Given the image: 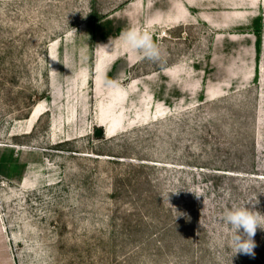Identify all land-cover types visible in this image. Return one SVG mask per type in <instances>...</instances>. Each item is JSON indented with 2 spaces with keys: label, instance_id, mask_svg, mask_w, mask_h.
Masks as SVG:
<instances>
[{
  "label": "rangeland",
  "instance_id": "374dc122",
  "mask_svg": "<svg viewBox=\"0 0 264 264\" xmlns=\"http://www.w3.org/2000/svg\"><path fill=\"white\" fill-rule=\"evenodd\" d=\"M9 154L33 182L0 177L17 264H264V230L233 256L221 219L264 214V0H0Z\"/></svg>",
  "mask_w": 264,
  "mask_h": 264
},
{
  "label": "clouds",
  "instance_id": "9594fccd",
  "mask_svg": "<svg viewBox=\"0 0 264 264\" xmlns=\"http://www.w3.org/2000/svg\"><path fill=\"white\" fill-rule=\"evenodd\" d=\"M75 30V29H74ZM120 40L123 46L134 53H138L141 58L159 62L162 57L161 49L156 44L148 30H140L131 27L123 31L120 35ZM111 44L104 45L107 47ZM114 81H106L107 86L114 85ZM258 203L249 201L244 205H236L226 208L222 212V222L225 223L230 230V248L233 256L237 254H244L254 256V249L256 243L254 237L257 229L264 230V214L254 210V205ZM253 205L249 207L248 205ZM232 256V257H233Z\"/></svg>",
  "mask_w": 264,
  "mask_h": 264
},
{
  "label": "crops",
  "instance_id": "0c3cea01",
  "mask_svg": "<svg viewBox=\"0 0 264 264\" xmlns=\"http://www.w3.org/2000/svg\"><path fill=\"white\" fill-rule=\"evenodd\" d=\"M40 107L42 109L41 104ZM19 156H20L19 154H9V155H4V157H0V177L5 180L18 181L21 187L23 189H26L32 187V183H33L32 179H30L31 177L28 178V176L26 175V172H22V174L10 175L3 168L4 167L3 164L7 162L9 164L11 162L20 163V164L23 163L22 159ZM12 239L13 237L10 236L9 233L4 228L2 217L0 214V264H17L16 256L12 248V243H11Z\"/></svg>",
  "mask_w": 264,
  "mask_h": 264
},
{
  "label": "water",
  "instance_id": "95a60500",
  "mask_svg": "<svg viewBox=\"0 0 264 264\" xmlns=\"http://www.w3.org/2000/svg\"><path fill=\"white\" fill-rule=\"evenodd\" d=\"M103 134H105V129L103 128V127H98L97 129H96V135H103Z\"/></svg>",
  "mask_w": 264,
  "mask_h": 264
},
{
  "label": "bare ground",
  "instance_id": "6f19581e",
  "mask_svg": "<svg viewBox=\"0 0 264 264\" xmlns=\"http://www.w3.org/2000/svg\"><path fill=\"white\" fill-rule=\"evenodd\" d=\"M39 108H40V105L37 106L35 113L33 114L34 118L37 117V115L39 113Z\"/></svg>",
  "mask_w": 264,
  "mask_h": 264
},
{
  "label": "built area",
  "instance_id": "2783aa9c",
  "mask_svg": "<svg viewBox=\"0 0 264 264\" xmlns=\"http://www.w3.org/2000/svg\"><path fill=\"white\" fill-rule=\"evenodd\" d=\"M1 207V206H0Z\"/></svg>",
  "mask_w": 264,
  "mask_h": 264
}]
</instances>
